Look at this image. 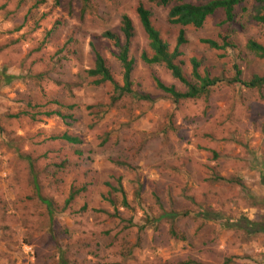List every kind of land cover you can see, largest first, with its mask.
I'll use <instances>...</instances> for the list:
<instances>
[{
    "label": "rangeland",
    "instance_id": "1",
    "mask_svg": "<svg viewBox=\"0 0 264 264\" xmlns=\"http://www.w3.org/2000/svg\"><path fill=\"white\" fill-rule=\"evenodd\" d=\"M140 2L175 46L180 27L168 22L169 6L148 0H89L85 10L82 0H0V264H61V256L67 264H264V234L226 226L242 216L264 219V86L231 82L237 69L243 80L264 75V59L246 48L250 39L264 44V23L254 19L259 2L237 6L230 24L219 10L201 29L186 28L188 79L196 57L201 71L223 81L178 102L154 77L187 87L141 58L149 40ZM124 14L136 28L134 93L111 105L113 85L87 74L90 43L121 83L119 49L102 34L119 32ZM219 33L235 47L201 41ZM56 111L73 119L47 115ZM64 133L80 142L54 138ZM108 185L122 186L130 208L120 192L110 196L115 206L105 200ZM202 210L218 220L200 218ZM164 211L189 214L156 221Z\"/></svg>",
    "mask_w": 264,
    "mask_h": 264
},
{
    "label": "trees",
    "instance_id": "2",
    "mask_svg": "<svg viewBox=\"0 0 264 264\" xmlns=\"http://www.w3.org/2000/svg\"><path fill=\"white\" fill-rule=\"evenodd\" d=\"M56 4L60 3V0H55ZM85 10L86 5L89 0H82ZM201 3L191 2L190 0H148L151 5L167 7L170 6L168 12V22L172 25H179L183 28L180 29L176 45L173 46L162 34L161 30L156 26L154 21V14L151 7H147L143 2H140L136 8V13L139 18L140 24L147 35L149 40L148 49L145 50L141 58L147 64H159L164 65L171 73L172 77L177 81L181 82L187 87V91H178L175 85H168L164 83L158 76L154 77V81L158 89L162 90L164 93L172 96L175 101L184 99H194L201 95L207 94L211 87L222 82L223 79L220 76H211L210 72L201 71V61L196 57L190 58L191 65V77L189 80L185 73L186 60L183 58L184 51L181 47L187 43L185 36L184 27L192 26L196 29H200L204 26L207 19L215 14L218 10H223L225 13V19L223 24H230L234 22L236 13L235 9L237 6L245 2V0H202ZM259 4L256 7V14L254 19L258 23H264V0H258ZM84 13V11L82 12ZM136 28L133 19L124 14L121 20L120 31H105L102 36L109 41L114 42V45L119 49V53L115 56L121 62L124 73L123 80L120 83L115 79L111 72L106 58L102 55L99 48L96 46L94 41L90 43V46L94 52V66L87 69V74L91 77H98L95 80L96 85H101L104 83H111L113 85V95L111 96V105L118 102L125 94H133L132 89V73L134 68V60L130 57V49L132 45V40L135 36ZM222 33H219L217 38L204 39L203 43L208 44L211 48L216 50H227L231 46L235 47L236 43L233 40H229V37H224ZM229 41H228V40ZM234 42V43H233ZM232 48V47H231ZM246 48L254 53L259 58L264 59V44L260 43L254 39L248 40ZM242 71H236L235 77L231 80L233 83H241L247 88H257L262 91L264 86V75H254L250 80H243L241 78ZM143 99H148L147 96L142 97ZM71 110L73 106L69 107ZM48 116L56 115L62 119H73L72 115H63L61 112H49ZM57 140H63L68 143H79L80 139L76 136H71L68 133L54 137ZM30 162V170L32 174L33 186L36 194L44 202L48 208L49 215L52 217V202L40 196V184L38 182V176L34 174L33 164L30 157H26ZM109 195L105 197V200L111 205L115 206L116 202L110 196L113 193H121L122 195V207L130 208L129 202L125 196V192L122 186L108 185ZM73 195L67 201V204L73 199ZM264 202V201H263ZM85 208V206L83 207ZM97 212H103L96 209ZM189 213L185 212L183 214L177 213L175 211H164L156 221L163 219H176L181 215L187 216ZM114 217H120L118 214V209L115 207V213L112 215ZM200 218L205 220L217 221L219 215H215L210 211L202 210L198 213ZM133 224L130 220V225ZM229 228H234L239 231H244L247 236H254L256 234H264V219L251 220L248 217H240L236 219H229L226 225ZM61 264H67L66 260L61 256ZM180 264H201L195 261H187Z\"/></svg>",
    "mask_w": 264,
    "mask_h": 264
},
{
    "label": "crops",
    "instance_id": "3",
    "mask_svg": "<svg viewBox=\"0 0 264 264\" xmlns=\"http://www.w3.org/2000/svg\"><path fill=\"white\" fill-rule=\"evenodd\" d=\"M169 9H170V6H169ZM219 11V10H218ZM223 11V10H222ZM169 12V11H168ZM216 13V12H215ZM214 15V14H213ZM211 17V16H210ZM167 19H168V15H167ZM206 23V22H205ZM177 26H179V25H177ZM180 27V29L181 28H183L182 26H179ZM188 27H192V26H187V27H184V29H185V31H186V28H188ZM194 28V27H193ZM196 29V28H195ZM201 29V28H200ZM179 34V33H178ZM185 36H186V39H187V41H188V38H187V32H185ZM178 37V36H177ZM205 39H211V38H205ZM202 40H204V39H201V41Z\"/></svg>",
    "mask_w": 264,
    "mask_h": 264
}]
</instances>
